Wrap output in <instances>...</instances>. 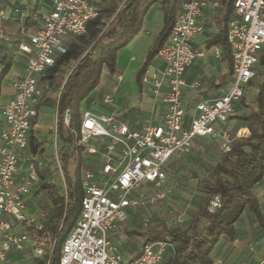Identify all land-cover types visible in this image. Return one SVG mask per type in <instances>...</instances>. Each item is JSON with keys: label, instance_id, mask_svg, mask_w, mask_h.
<instances>
[{"label": "built area", "instance_id": "built-area-1", "mask_svg": "<svg viewBox=\"0 0 264 264\" xmlns=\"http://www.w3.org/2000/svg\"><path fill=\"white\" fill-rule=\"evenodd\" d=\"M48 1L51 9L41 15V26L19 44V52L25 56L23 74L12 81L13 98L0 109V264H38L45 255V264H49L57 241L46 231L49 211H27L25 197L38 180L34 163L29 162L20 184L16 178L42 94L39 79L66 52L69 41L85 33L88 22L98 15V8L90 0ZM205 6L206 0H182L172 30L157 53L162 66L146 71L142 77V83L149 85L155 99L165 106L159 123L149 121L136 130L118 121L114 111L117 85L101 103L82 111L76 144L85 147L87 155H96L90 141H107L99 171L81 172V210L60 247L59 264H162L172 246L168 238L142 245L131 261H125L110 240V235L126 222L127 210L138 204L133 193L147 185L153 188L147 206L165 200L171 193L164 188L166 165L174 157L189 154L197 138L214 136L222 153L231 150L236 136L215 124L228 120L233 103L243 96L244 86L255 75L264 48V0L234 1L227 23L233 84L220 97L197 103L195 115L185 126L183 76L196 59L206 55L192 42L203 32L200 19ZM214 55H221L219 48H214ZM69 121L67 109L64 124L68 126ZM56 129L55 125V136ZM56 161L60 170L57 157ZM58 191L65 192L64 181ZM210 207H220L219 195L212 198ZM182 222L181 216L174 220L175 225Z\"/></svg>", "mask_w": 264, "mask_h": 264}, {"label": "trees", "instance_id": "trees-1", "mask_svg": "<svg viewBox=\"0 0 264 264\" xmlns=\"http://www.w3.org/2000/svg\"><path fill=\"white\" fill-rule=\"evenodd\" d=\"M235 0H223L225 11L223 24L218 34L209 42L208 47L220 46L232 73L231 52L227 43V22ZM182 0H107L98 8V15L88 22L86 31L72 38L67 50L55 60L40 80L49 89H57L55 100L57 158L64 181L65 192H58L55 184L45 183L41 189L46 191L54 212L46 223V231L56 237V245L49 264H59L60 247L69 231L75 225L81 210L83 189L81 172L93 170L85 163V147L78 146L82 108L86 107L90 94L98 87L104 67L109 74L116 69L118 52L138 35L143 19L149 9L158 4L163 13V25L152 47L136 74V83L141 86L142 77L149 68L158 50L164 45L175 22ZM33 26L35 22H26ZM4 61L0 72V82L11 67V60ZM73 64L66 76L63 68ZM259 76L262 81L255 84L256 94L253 107L236 117L248 129L246 138L236 139L227 153H221L219 162L214 166V175L201 184L206 198L190 222L188 228L166 227L148 232L134 231L143 238V244L168 238L173 251L163 264H213L211 252L222 236L234 237V223L243 211L248 209L259 226L264 229V218L254 195L255 184L264 176V48L259 58ZM250 81L247 85H253ZM41 105V101L38 107ZM69 110V125L64 124V114ZM32 154L38 152L39 145L29 138ZM42 152V151H41ZM220 196V207L211 208L210 201ZM204 223L200 229L199 224ZM169 251V249H168ZM45 255L38 264H45Z\"/></svg>", "mask_w": 264, "mask_h": 264}, {"label": "crops", "instance_id": "crops-1", "mask_svg": "<svg viewBox=\"0 0 264 264\" xmlns=\"http://www.w3.org/2000/svg\"><path fill=\"white\" fill-rule=\"evenodd\" d=\"M91 3L99 8L107 0H90ZM223 0H206V6L202 10L200 23L203 32L195 36L192 40L193 45L200 50L206 51V55L196 59L184 73L186 86L182 87L181 99L186 111L185 126H189L190 120L195 115V106L197 103L220 97L229 91L233 84V68L230 72L229 65L225 58V54L220 46L221 55H214L215 47H208L209 42L218 34L223 24L225 11L222 6ZM217 3V6L214 4ZM51 9V3L48 0H0V72L3 69L4 59L11 60V67L7 75L0 82V109L8 104L13 98V88L11 83L14 79L19 78L23 74L25 56L19 52V44L25 41L28 35L33 34L41 26V15ZM35 22L33 26H29L26 22ZM228 23V22H227ZM163 25V13L158 4L153 5L146 13L140 32L135 36L128 45L122 48L116 58V69L111 75L106 67L102 70V75L98 87L90 94L88 103L85 108H91L101 103L105 94L111 92L114 85L118 86L115 94V118L128 124L130 128L139 130L146 122L159 123L163 117L165 106L155 99L149 85L141 83L138 87L136 83V74L140 69L146 54L152 47L156 37L160 33ZM162 66V60L158 55L151 61L148 72L153 68ZM66 68H63V70ZM66 70H64V73ZM259 72L258 66H255V75ZM121 81L118 82V79ZM194 83L199 84L195 88L190 86ZM40 86V84H39ZM41 88L42 94L39 100L41 105L36 106L37 114L31 120V130L29 138L35 139L39 145L38 152L32 154L30 147L22 153L21 167L18 172L16 183L20 184L23 177L27 174L29 162H33L38 174V180L30 188L29 194L25 197L27 211L29 213L38 214L46 204H50L46 191L41 189V185L45 183L55 184L57 190L63 185V177L58 168L56 157L58 144L54 134V126L56 125L55 100L59 96L57 89H49L44 86ZM246 89H244L245 92ZM256 90V89H255ZM247 91L248 88H247ZM246 93L248 94V92ZM245 93V95H247ZM256 94V91L253 95ZM243 95L238 101L233 103V113L228 120L218 123L217 128L229 131L236 139L246 138L249 131L245 128L236 117L245 114L248 106V95ZM38 103V104H39ZM53 111V121L44 123L49 114L48 109ZM2 118L0 115V128ZM205 138H212L219 148V141L214 136L197 138L195 141ZM105 138H94L90 144L97 150L96 155H88L91 158L88 165L93 167L94 171H99V160L101 153L105 150ZM218 142V143H216ZM192 144V148H193ZM42 151V152H41ZM192 153V149L189 156ZM86 155V154H85ZM185 156H177L172 158L166 165V172L169 167L180 162ZM58 159V158H57ZM87 164V163H86ZM56 166L60 176L52 174L53 167ZM44 171L45 175H42ZM206 181V180H205ZM203 191V190H202ZM59 192V191H58ZM254 195L258 201L260 211L264 218V176L261 181L255 184L253 188ZM206 194L203 191V198L199 206H192V217L200 210ZM48 199V198H47ZM134 209L130 207L127 210V220L118 230L110 235L111 242L120 248L121 243H130L128 251H120L116 246L117 252L125 261H131L139 254V249L133 250V245L138 240L143 244V238L139 237L134 231L148 232L139 229L124 230L128 222L129 213ZM146 209V208H145ZM182 215L179 213V216ZM178 215L176 214L175 218ZM183 218V217H182ZM187 220L183 218V222ZM182 222V223H183ZM184 222V223H185ZM190 222L187 228L190 225ZM181 224L175 225L170 223L169 227H181ZM166 227H168L166 225ZM200 229L204 227V223L199 224ZM160 229V228H159ZM235 234L232 239L222 236L211 252L213 264H264V229L261 228L256 221L255 216L245 209L240 218L234 223ZM122 231V232H121ZM154 231V230H153ZM134 239V244L133 240ZM128 241V242H127ZM141 244V246H142ZM173 245L169 247V251L165 255L169 257ZM163 264V263H162Z\"/></svg>", "mask_w": 264, "mask_h": 264}, {"label": "rangeland", "instance_id": "rangeland-1", "mask_svg": "<svg viewBox=\"0 0 264 264\" xmlns=\"http://www.w3.org/2000/svg\"><path fill=\"white\" fill-rule=\"evenodd\" d=\"M73 64L71 63L66 69L65 75L67 76L72 69ZM259 67V63L256 65ZM253 85L244 86L245 95L247 88L248 101L251 107L254 106V92L255 84L262 81V77L259 74L254 75ZM39 84L44 88L45 84L39 79ZM245 95V96H247ZM85 108H82V111ZM52 109H48V116L44 123H50L53 121ZM217 126V124H215ZM218 143V142H216ZM219 144V143H218ZM221 151L215 144L212 138L200 139L194 142L192 153L189 156H185L180 162L169 167L167 170V182L164 186L166 190H170L171 193L166 197L165 200H159L154 203V205L147 206L148 200L152 196L153 188L151 186L143 185L139 190L133 193V198L138 202L134 209L129 213L128 222L124 230L129 229H139L144 231H153L161 228L162 226H170V223H174L176 214L186 219L187 222H183L181 228L186 229L190 217L192 216V206H199L203 198V191L201 189V184L213 177L214 166L219 162ZM84 156L85 163L88 164L91 158ZM52 174L60 176L56 166L53 167ZM42 175H45L44 171ZM43 200L48 201L44 196ZM146 206V207H145ZM43 211H49L51 215L54 212V207L50 204H46L41 207ZM147 210H146V209ZM149 216V217H147ZM147 218L148 221L145 223L144 219ZM122 232V231H121ZM134 244V239L132 240ZM128 242V241H127ZM140 240L133 245V250H138L141 247ZM120 251H128L130 243H121L120 248L116 245Z\"/></svg>", "mask_w": 264, "mask_h": 264}]
</instances>
